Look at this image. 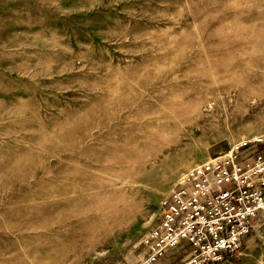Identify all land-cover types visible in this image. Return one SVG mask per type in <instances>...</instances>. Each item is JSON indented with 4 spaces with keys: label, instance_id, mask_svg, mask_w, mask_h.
<instances>
[{
    "label": "rangeland",
    "instance_id": "374dc122",
    "mask_svg": "<svg viewBox=\"0 0 264 264\" xmlns=\"http://www.w3.org/2000/svg\"><path fill=\"white\" fill-rule=\"evenodd\" d=\"M261 138L264 0H0V264H143L187 171Z\"/></svg>",
    "mask_w": 264,
    "mask_h": 264
},
{
    "label": "built area",
    "instance_id": "2783aa9c",
    "mask_svg": "<svg viewBox=\"0 0 264 264\" xmlns=\"http://www.w3.org/2000/svg\"><path fill=\"white\" fill-rule=\"evenodd\" d=\"M163 202L159 222L143 239L154 264L183 241L182 264H225L251 234L264 229V138L242 140L187 171Z\"/></svg>",
    "mask_w": 264,
    "mask_h": 264
},
{
    "label": "trees",
    "instance_id": "16d2710c",
    "mask_svg": "<svg viewBox=\"0 0 264 264\" xmlns=\"http://www.w3.org/2000/svg\"><path fill=\"white\" fill-rule=\"evenodd\" d=\"M249 236H250V235H249ZM249 236H248V237H249Z\"/></svg>",
    "mask_w": 264,
    "mask_h": 264
}]
</instances>
